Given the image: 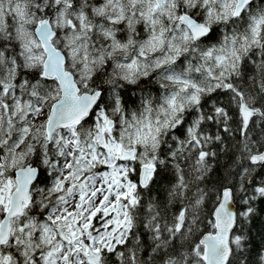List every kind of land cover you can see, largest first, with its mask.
<instances>
[{"label": "snow or ice", "instance_id": "1", "mask_svg": "<svg viewBox=\"0 0 264 264\" xmlns=\"http://www.w3.org/2000/svg\"><path fill=\"white\" fill-rule=\"evenodd\" d=\"M224 134L264 168V0H0V264H238L264 184L205 210Z\"/></svg>", "mask_w": 264, "mask_h": 264}, {"label": "trees", "instance_id": "2", "mask_svg": "<svg viewBox=\"0 0 264 264\" xmlns=\"http://www.w3.org/2000/svg\"><path fill=\"white\" fill-rule=\"evenodd\" d=\"M259 3L260 0H257V4ZM152 94H156L155 88L152 89ZM141 95L136 90L126 92V96L131 97L128 103L130 109L138 107ZM215 99L214 97L213 100L215 101ZM131 101L137 103L133 105ZM219 102L227 104V96L220 95ZM233 126L235 127V125ZM208 130L214 131V128L209 127ZM239 139L238 135L229 137L228 134H224L223 145L215 143L210 146L211 150L215 151L217 155L215 158L209 159L208 163L211 165V170L206 179L199 184V187L205 189L208 194L205 204L206 211H211L214 207L216 195L223 187H232L234 190L239 188L240 178L244 174L243 170L245 168H252L250 177L254 178L253 180L246 177L249 192L253 187L264 184V168L260 166L253 168L246 158L241 157L237 145ZM194 156L195 154H193V159ZM182 166L186 168L187 172V162H182ZM175 182L174 169L169 167L162 170L150 189L141 193L144 202L147 203L151 200L159 204L162 209L166 207L165 214L170 217L180 207L179 199L174 204L168 205V193ZM251 206L255 210L252 216L247 221H241V227L234 230L236 234H243L246 237L242 252L237 253L238 264H264V260L261 259L264 257V200L256 199L251 202ZM236 207L238 211H242L244 206L237 201Z\"/></svg>", "mask_w": 264, "mask_h": 264}, {"label": "water", "instance_id": "3", "mask_svg": "<svg viewBox=\"0 0 264 264\" xmlns=\"http://www.w3.org/2000/svg\"><path fill=\"white\" fill-rule=\"evenodd\" d=\"M233 207L237 209V207H236V204H235V205H233Z\"/></svg>", "mask_w": 264, "mask_h": 264}]
</instances>
